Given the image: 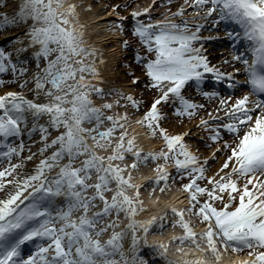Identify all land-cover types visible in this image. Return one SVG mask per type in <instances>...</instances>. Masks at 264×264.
Segmentation results:
<instances>
[{"label":"snow or ice","instance_id":"6c2138e0","mask_svg":"<svg viewBox=\"0 0 264 264\" xmlns=\"http://www.w3.org/2000/svg\"><path fill=\"white\" fill-rule=\"evenodd\" d=\"M172 3L104 5L136 92L105 86L91 3L0 0V264H264V0Z\"/></svg>","mask_w":264,"mask_h":264},{"label":"rangeland","instance_id":"374dc122","mask_svg":"<svg viewBox=\"0 0 264 264\" xmlns=\"http://www.w3.org/2000/svg\"><path fill=\"white\" fill-rule=\"evenodd\" d=\"M89 3H91L93 5V10L94 12L97 14V15H102V16H109L111 15V13L109 12H106V9L104 8V5H108V4H111V3H120V2H123V0H88ZM182 2V0H173V3L171 5H165V7H170L172 10H175V8ZM148 3H151V0H130V7H136V6H140V7H143V6H146ZM157 3H160V0H157ZM164 9L163 8H158L156 11L157 13L159 12H162ZM2 11V10H0ZM122 11H126V10H123ZM82 13H88L90 11H87V10H84V11H81ZM156 18H162L160 16L157 15ZM175 19H179V17H175ZM105 25H108V28H110V25L108 23V17L106 18L105 20ZM211 24L208 25V27H210ZM18 29H15V28H8L7 30L5 31H0V44H3V46H5L6 48L9 46L7 43H5L6 41H8L9 39H4L3 38V34H4V37H5V34H9L13 31H17ZM218 32H215V31H203L202 34L204 36H210V37H218ZM118 36V34L116 35ZM130 39V44H131V47L129 48H124L122 45L120 47V56L119 58L117 59L116 63H115V71H119V74H117V78L116 79H124L125 81H122L121 84H124L126 86V90L125 91H136V92H139L140 89L139 88H134L133 86L130 85L129 81H130V75H129V72L131 70H135V74L136 75H141V70H140V66L136 63H134V60H133V57H134V51L136 49V40L135 38H131V37H128ZM120 39L121 38H117L116 40L120 42ZM205 47L208 49V48H211L209 51L211 54H214V55H218V57H215L216 59H218V61L221 59V56H223L222 54H219L218 52V45H207V43L205 44ZM110 48H108V46H106V51L108 52ZM214 58V59H215ZM225 58V57H223ZM228 65V64H227ZM3 79L5 80H8L9 77L7 75H4L3 76ZM31 87V86H29ZM5 88H8V89H13V90H20L17 88V86L15 84H7L5 86H2L0 87V92H2L3 90H5ZM25 91V94L26 95H29L30 96V93L27 92V90H24ZM31 98V97H30ZM138 115V114H137ZM197 146L200 147V150L202 152L205 151V149L199 145V142H197ZM213 167H215V164H213Z\"/></svg>","mask_w":264,"mask_h":264},{"label":"bare ground","instance_id":"6f19581e","mask_svg":"<svg viewBox=\"0 0 264 264\" xmlns=\"http://www.w3.org/2000/svg\"><path fill=\"white\" fill-rule=\"evenodd\" d=\"M85 3H89V1L85 0ZM107 17L108 16L97 15L92 9L90 12L86 14L81 12L80 20L85 25L84 31L86 33V36H85L86 42L101 49L104 54L105 62L104 64L100 65V72L104 77L105 86L123 88L124 90H126V86L124 84H121V82L125 80L122 78L116 79L117 74H119V71L117 72L115 71V66H116L115 63L117 59L119 58L120 52H121L120 51L121 43L117 40H114V39H117L119 36H115V34L110 33L108 25H105L106 23L105 20ZM17 32L18 30L9 33V35H7L6 37V40L9 39L11 36L16 35ZM106 46L110 48L108 52L105 50ZM208 49L210 50V48ZM212 56L214 58L218 57L217 55H214V54H212ZM133 127H136V126L134 125ZM137 130L142 131V129H139V128ZM156 143L157 142L153 141V145ZM145 146L151 147L152 145H148L146 143ZM173 197L174 198H171L169 202H175L178 200L180 203H185L183 200L178 198L177 194ZM196 227H197V230H199L200 228L203 227V225L198 224V226ZM176 231H179V229H176ZM209 264H215V262L210 260ZM225 264H227V262H225Z\"/></svg>","mask_w":264,"mask_h":264}]
</instances>
